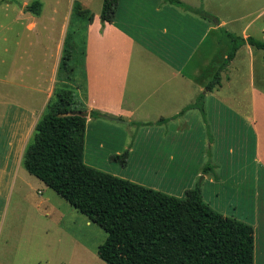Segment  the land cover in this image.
<instances>
[{
    "label": "crops",
    "instance_id": "obj_1",
    "mask_svg": "<svg viewBox=\"0 0 264 264\" xmlns=\"http://www.w3.org/2000/svg\"><path fill=\"white\" fill-rule=\"evenodd\" d=\"M29 1L33 0H15ZM39 1L41 5L36 13L26 6L16 10L10 4L0 5L3 15L11 13L13 17V26L0 23V63L6 62L4 53L10 59L9 72L0 74V82L13 89L12 96L0 94V235L8 214L9 238L16 235L17 211L22 209L21 201L33 195V191L36 195L31 206L36 209L43 206L44 211L50 209L47 206L50 187L28 173L21 160L34 125L53 94L64 39L68 33L76 34V29L83 32L84 54L82 77L77 79L73 90L88 111L84 150L88 123L104 124L96 128L93 152L97 150V157L117 161L119 168L126 170V174L117 176L174 196H183L186 189L198 185L202 199L210 205L219 196V192L212 189L213 185L223 184L220 176L212 174V169L218 161L215 158V148L220 144L218 139L229 127V113L241 116L239 133L244 136L248 130L252 138L250 160L258 168L264 167L260 154L264 125L257 123L255 114L257 103L264 99V89L256 84L254 65L255 61L261 64L263 80L260 82L264 83V52L247 43L241 45L221 70L219 84L212 90H205L209 76L203 72L213 65V31L221 34L219 27L226 26L228 20L207 12L202 7L204 0H200L198 6L193 5L192 0L180 1L201 8L208 16L167 0H118L112 21L103 25L99 19L100 10L92 12L90 21L72 23L73 0H65L64 9L62 0H51L45 19L54 27H48L42 19L39 21L43 7V1ZM77 1L89 9L87 0ZM262 11L247 21H242L245 16L234 18L233 22L241 21L240 30L235 33L246 37L252 28L264 39V25L257 23L263 16ZM43 31L47 32L45 39L39 36ZM22 39L36 48L37 44L49 45L43 46L39 59L38 52L25 51L22 57L19 52H13L12 46H7V43L19 45ZM219 40L220 37H216V41ZM239 56L246 65L243 74L234 72ZM23 58L26 65L22 67L18 60ZM47 59L50 60L48 74L43 70L37 73V60L45 62ZM30 63L36 64L32 74L26 73L32 69ZM247 88L250 99L245 106L232 91ZM38 93L41 94L39 102ZM198 97V106L185 108ZM90 110L100 115L90 117ZM161 118L165 120L159 121ZM111 122L128 129L135 127V131L132 136L125 133L119 145L107 144L105 148L106 140L99 130ZM165 142L171 146L169 150L162 148ZM229 145L226 141L228 152ZM186 163L191 165V170L186 169ZM181 178H186V184L179 182ZM252 214L254 218L248 223L253 227L254 264H264V219L258 220L256 210ZM12 248L7 246L8 251ZM0 264L5 262L0 260Z\"/></svg>",
    "mask_w": 264,
    "mask_h": 264
},
{
    "label": "trees",
    "instance_id": "obj_2",
    "mask_svg": "<svg viewBox=\"0 0 264 264\" xmlns=\"http://www.w3.org/2000/svg\"><path fill=\"white\" fill-rule=\"evenodd\" d=\"M167 1L209 15L180 0ZM117 2L102 0L99 12L102 25L112 21ZM40 5L39 0H33L27 10L36 13ZM70 15L72 23L90 21L93 16L77 0L72 2ZM219 29L231 43L205 83V90L219 84L221 70L241 45L247 43L264 52V39L243 37L224 27ZM72 34L68 33L64 39L60 68L70 65ZM80 53L82 61L83 48ZM77 101L75 91L66 85L53 90L34 125L21 164L104 230L105 238L96 249L102 261L106 264H254L252 225L214 210L202 199L198 185L186 189L183 196H174L86 164L83 161L86 118L73 113L80 110L75 106ZM199 101L198 97L185 108L198 106ZM98 115L96 110L89 111L90 117ZM120 161L123 163L122 156Z\"/></svg>",
    "mask_w": 264,
    "mask_h": 264
},
{
    "label": "rangeland",
    "instance_id": "obj_3",
    "mask_svg": "<svg viewBox=\"0 0 264 264\" xmlns=\"http://www.w3.org/2000/svg\"><path fill=\"white\" fill-rule=\"evenodd\" d=\"M42 1V17L39 18V21L42 19L46 21L48 27H54L50 21L45 19L49 14L50 4H52L51 0ZM31 2L32 1L15 2V0H0V5L4 7V4H10L12 5L10 7L19 10L23 9V6L27 8V5ZM86 2L91 12H98L101 8L102 0H87ZM199 2L200 0H192V3H194L193 5L196 6L199 5ZM61 6L64 9L65 0H62ZM202 7L207 10V12L228 20L224 27L234 33H238L240 30L241 21L233 22L234 18L237 16H245L246 18L242 21H247L260 10H263V16L258 19L257 23L258 26L264 25V0H204V6ZM12 22L13 17L11 13L5 16L0 11L1 24L13 26ZM256 25L257 24H255V26ZM14 26L18 25L14 24ZM72 30L73 25L70 26V31ZM133 32L135 33L134 30ZM45 33L47 32L43 31L40 33L39 36L41 39H45ZM217 33L216 30L213 31V65L211 67L208 66L203 72L209 76L208 78L211 77L216 65H218L224 54H226L231 43L228 37L221 36V34ZM249 33L259 39L262 36L261 33L254 31L252 28L249 29ZM218 36L220 40L216 41V37ZM82 39V29L79 31L76 29V34H72L70 41L72 45V59L70 60V65L67 66V68H60L58 65L54 89L59 90L66 85L67 88L73 90L74 86L77 85V79L82 77L83 70L80 53L82 49ZM42 42L43 41H40V43ZM37 45V48L34 47V44L29 46L24 39L21 40L19 45L7 43V46L13 47L14 53L19 52V55L24 57L25 51H28V53L38 52L39 59V53L44 50L43 46L49 44L42 43ZM3 57L6 59V62L0 63V74L9 72L10 59L9 57H5V53ZM14 61L16 62L17 60L15 59ZM37 61V73L43 70L48 74L50 60L47 59L45 62ZM238 61L242 63H238ZM18 64L22 67L26 65L25 58L18 60ZM235 64L236 69L234 72L243 74L246 67L245 62H243V57L239 56L235 60ZM30 65L32 69L26 71V73L32 74L34 72L33 67L36 64L30 63ZM254 65L256 71V84L264 89V83L260 82V80H263V78L260 77L263 74V68L257 61H255ZM71 67L73 70H71ZM1 83L2 82H0V94H9V96H12V86H8L9 84L2 85ZM238 90L239 92L232 91V93L237 96L236 98H240L244 105L247 106L250 99L249 88ZM40 96L41 94L38 93V102L40 101ZM10 101L12 102V100ZM78 101L75 106L78 108L80 107V110H86V108L83 109L81 97L78 98ZM255 114L257 116V123L263 126L264 99H261V101L257 103ZM240 117V115L229 113V127L227 130H223L222 135L218 139L220 144L215 148V158L218 159V161L214 159L217 164L216 168L212 169V174L220 176L223 184L213 185L212 189L215 192H219V196L213 203L210 202V206L223 215L233 216L237 219L251 222L254 218L252 212L255 210L258 213V220L264 219V167L258 168L250 160L253 147L252 138L248 130L245 132L244 136H241L239 133ZM236 120H238V124ZM96 123L101 122H89L87 125L83 161L105 172L111 173L114 171L116 172L113 173L115 175L126 174V170L119 168V163L117 161L104 160L96 156L97 150L95 153L93 152V144L96 139V128L98 125H104ZM111 123V125L105 123V126L99 130L102 139L104 141L106 140L105 148L119 145L125 133L132 136V132L135 131V127L128 129L122 124ZM226 141L230 143L229 146L231 149L229 152L225 147ZM170 147L171 146L165 142L162 148L164 150H169ZM176 149L179 150V148ZM100 150L102 153L103 148ZM260 154L262 165L264 166V139L261 140ZM184 160L187 161L188 159L184 157ZM186 164V169L191 170V165L189 163ZM156 178L157 177H154V180H156ZM185 179L186 178H181L179 182L185 183ZM49 191L50 193L47 195L49 199V201H47V206L50 208L49 210L44 211L43 206L39 207V209L31 206V202L33 203L35 201L34 197L36 194L34 191L31 193L33 195L21 201L22 209H18V216L15 217L18 223L16 228L18 229L14 231L16 235L11 238H9V231L7 230L10 222V214L5 217L3 232L0 235V260L5 262V264H106L96 254L98 245L105 238L104 230L99 225L89 220L83 213L73 208L51 188H49ZM203 193H205V190ZM12 200L14 201L15 198L13 197ZM9 240H11V243H9ZM8 245H10V248L13 246L12 250H7Z\"/></svg>",
    "mask_w": 264,
    "mask_h": 264
},
{
    "label": "water",
    "instance_id": "obj_4",
    "mask_svg": "<svg viewBox=\"0 0 264 264\" xmlns=\"http://www.w3.org/2000/svg\"><path fill=\"white\" fill-rule=\"evenodd\" d=\"M73 113H75L77 115H80L82 117L88 116V111L87 110H77V111H74Z\"/></svg>",
    "mask_w": 264,
    "mask_h": 264
}]
</instances>
